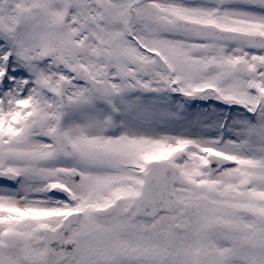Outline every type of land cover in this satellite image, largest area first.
<instances>
[{"label": "flooded vegetation", "instance_id": "af4514ba", "mask_svg": "<svg viewBox=\"0 0 264 264\" xmlns=\"http://www.w3.org/2000/svg\"><path fill=\"white\" fill-rule=\"evenodd\" d=\"M1 3L6 16L0 23L30 24L40 38L52 41L49 50H55V61L41 63V70L52 76L53 87H58L62 76L70 80V89L82 88L89 93L92 89L87 77L142 98L160 92L186 98L195 89L201 99L194 104L210 120L214 137L231 140L210 148L215 155L236 158V163L221 166L214 173L200 160L195 171L202 167L201 173L193 180L196 183H186L195 191H178L175 209L153 216L138 214L134 199L129 198L109 211L105 197L107 159L101 154L98 181L91 180L94 176L89 174L86 181L80 178L73 187L67 180L64 183L70 196L56 191L44 196L34 183L30 189L34 196L21 199L19 217H7V204L0 202V252L18 253L2 264H106L101 261L104 254L111 258L107 264H194L186 259L192 248L187 234L191 236L193 228L198 247L191 250L192 258L213 248L223 257L210 264H264V0ZM257 81L262 94L256 93L255 85L252 90L249 87ZM145 89L150 92L143 93ZM150 103L141 106L146 117ZM169 103L165 102L167 110ZM239 113L247 114L251 121L229 129ZM223 121L224 131L219 132ZM190 152L202 156L199 149ZM147 168L132 176L133 185L141 182ZM125 171L120 169L119 174ZM88 190H93L92 194ZM48 212L52 215L43 218ZM75 212L77 222L56 246V251L70 250V255L63 261H43L47 247L44 235L53 234L63 219ZM182 222L188 223L187 231L178 228ZM108 228L112 236L106 238ZM156 244L166 248L162 260L130 261L121 253L123 245L150 250Z\"/></svg>", "mask_w": 264, "mask_h": 264}, {"label": "rangeland", "instance_id": "374dc122", "mask_svg": "<svg viewBox=\"0 0 264 264\" xmlns=\"http://www.w3.org/2000/svg\"><path fill=\"white\" fill-rule=\"evenodd\" d=\"M3 41L4 43L0 44V69H4L8 66V61L5 58V50L13 48L15 50L16 60L13 62L14 68H8V70L12 72L14 71L12 77L17 79L18 82L16 81V85L5 83L4 81L7 77L1 81L0 120L5 121L4 115L1 111L6 110L8 117H10L12 114L16 115L17 112L21 111L15 107L13 103L15 99L26 100V97L28 99V96L34 97L33 99H28V102L29 104L31 102V105L25 110L22 109L19 119L18 117L13 116L16 121L18 120V127L21 134L17 138L11 139L9 136L10 131L5 132L3 130L0 133V151L2 149L4 150L0 152V154H4L5 149H7L6 146L12 145L13 143V147L16 148H35L36 142L33 140L27 144L29 138H35L37 141L36 149H39L38 147H41V149H50L53 147L52 143H55V134L57 132L58 134L64 135L71 145L76 150H79L80 156L81 154H85L87 150L90 151V155H93L95 152L100 151L98 149H103L106 151L104 153L108 155L111 161V150L115 149H118L115 154V158L119 160L122 157L125 158L126 155L143 153L153 148L157 149L159 146L165 143H171V146H173L172 144H175L176 141H182L183 139L195 140L201 145H210L211 142H215L213 141L214 139L212 137V133L202 128L205 126V124L202 122L204 118L201 115L188 112L190 111L188 109H185L186 111L181 110L178 104V98H171L168 93L162 92L144 98L136 95L134 92H119L116 96L111 98H99L91 91L89 93V91L82 88L72 87L67 92L68 105L64 109V121L62 120L61 123L58 122V129L56 130V105L54 104L56 103V98H53L49 91L47 93L45 92L44 85L39 81L40 78L37 73V48L39 47V41L37 40L36 42L35 29L24 27L16 30H9L0 26V42ZM18 52H20L21 55H19ZM30 53L34 55V59L30 63L32 66L26 64V68H23V70L27 69L29 71L31 68L34 69L31 70L34 71L32 75L36 72L38 76L37 77L33 75L32 77H35V79H30L28 77L30 73H24L22 68L19 67V63L21 61H19L18 58L20 57V59L23 60L25 55L28 56ZM12 77L10 76V78L14 80ZM26 78L30 80L29 83L26 82ZM37 78H39V80ZM46 78L48 80V84L51 83V76H46ZM32 81H34L33 84ZM259 83L260 82L258 81L257 85ZM31 84L32 91L31 94H28V96H25L26 94L24 91L21 92L22 94L24 93L22 96H19L16 93L18 89L24 90V88L27 86L28 91L30 92L29 87ZM47 87L49 89L53 86L51 84ZM6 98L10 101L8 105H4ZM166 100H170L171 102L169 110L165 109ZM150 101H152V103H150V109L148 110L149 117H146L143 115L144 110L141 111V106L147 104ZM136 108L140 111H136ZM192 111H194L193 108ZM116 112H119V115ZM182 112H184L186 118L182 116ZM165 116L169 121L163 122V117ZM250 121L251 118L247 114L239 113L235 115L233 120L230 122L229 129H231L234 125L244 126ZM254 122L259 123V120H255ZM0 126H4V124H0ZM42 135H44L43 137L46 139V141H42ZM20 139L23 140V146L26 147H17V141ZM212 145H214V143ZM234 150L237 153H242L240 148H235ZM189 154L190 153H188L186 156L173 155L170 158V160L176 159L175 165L178 167V177L180 172L185 170L188 171L187 176L197 172H190L186 167L187 165L188 167L189 165L192 166V164L196 165V158L189 157ZM75 160L76 164L72 161V163H69V166H78L80 169H83V166L77 164L79 162L81 163L83 158L76 155ZM125 160L126 159L121 162L116 161V164L120 165V163L125 162ZM56 164L59 163L52 162L51 165L54 167ZM2 166L10 167L18 173L22 166L21 162H19V152H9V154H7V159L2 163ZM114 175L115 171H108L107 179ZM51 176H53V178L50 180L61 179L60 177H55V172H52L49 174V176L44 177V180H49L48 178ZM15 183L10 185V190L0 189V197L5 198L6 202H11L9 197L19 195L20 190L18 189L23 188L27 184L25 181L22 183L21 187L17 186L15 188V186L18 184ZM118 188L119 187H114L110 192L111 195L116 191L117 192L115 194L123 192V190H118ZM186 188V186L184 187L180 184L177 186L179 191H183ZM131 190L133 192L134 189L130 188L126 191ZM111 195L108 193L106 198H109ZM26 196L29 199L34 195L30 193V189H27ZM13 201L15 203H20L24 200L13 198ZM194 231L195 229L191 231V236L190 234H187V236L194 238ZM110 236H112V234L110 233V228H108V234L106 238H109ZM186 246L190 245L188 244ZM191 246V250L195 247H198L195 241L192 242ZM191 250L186 256V259L188 260H190ZM101 252L104 251L102 250L100 253ZM10 255L17 256L18 253L8 251L4 252L1 250L0 264H2L4 260H12ZM115 264H119V262H116Z\"/></svg>", "mask_w": 264, "mask_h": 264}, {"label": "water", "instance_id": "95a60500", "mask_svg": "<svg viewBox=\"0 0 264 264\" xmlns=\"http://www.w3.org/2000/svg\"><path fill=\"white\" fill-rule=\"evenodd\" d=\"M103 92V90H100ZM59 147L61 152L65 153L66 156L72 155V152L66 151L68 150V145L66 141L63 138H60ZM212 161H215L213 159ZM217 160L215 161V164H217ZM162 170L163 175H156L153 172H151L147 176V182L144 186V192L138 199H142L146 201V206L152 208V209H163L168 208L170 209V199H171V193H170V185L173 180V168L169 169L166 168L165 170L163 168H160ZM154 174V175H153ZM156 180H162V184L156 183ZM140 207H144L141 205V203H138ZM62 233H57L56 236L61 235ZM49 236H47V239ZM52 241V239L49 240V242ZM48 256L54 255L56 259H62V255L65 251H62L60 254L52 252L51 248H48ZM138 253V255H137ZM123 254L127 258H137L138 256H141L142 253L140 251H137L136 249L131 248H125Z\"/></svg>", "mask_w": 264, "mask_h": 264}]
</instances>
